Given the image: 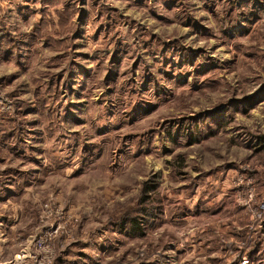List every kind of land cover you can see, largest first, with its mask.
Here are the masks:
<instances>
[{"label": "rangeland", "instance_id": "1", "mask_svg": "<svg viewBox=\"0 0 264 264\" xmlns=\"http://www.w3.org/2000/svg\"><path fill=\"white\" fill-rule=\"evenodd\" d=\"M263 197L264 0H0L4 258L256 264Z\"/></svg>", "mask_w": 264, "mask_h": 264}, {"label": "built area", "instance_id": "2", "mask_svg": "<svg viewBox=\"0 0 264 264\" xmlns=\"http://www.w3.org/2000/svg\"><path fill=\"white\" fill-rule=\"evenodd\" d=\"M258 212V219L260 220L261 214L264 213V197L259 203ZM44 214V219L50 220V222L47 223L48 225L34 239L32 244L34 253L29 256L25 264H59L55 257L54 239L68 234L73 228L72 226L78 223V219L72 217L60 207H46ZM263 226L264 219L258 223V228H262ZM253 242L252 236L249 238V241L240 244L238 248L243 251V253L240 252L235 255L233 264H250L248 251H250L251 246H253V244L251 245ZM248 247L249 249L246 251Z\"/></svg>", "mask_w": 264, "mask_h": 264}, {"label": "crops", "instance_id": "3", "mask_svg": "<svg viewBox=\"0 0 264 264\" xmlns=\"http://www.w3.org/2000/svg\"><path fill=\"white\" fill-rule=\"evenodd\" d=\"M261 245H264V239L259 240ZM33 244V242H32ZM33 245L30 246V248L28 247L27 249L21 250L22 256H17L13 259L14 257V253L11 257H6L4 258V253L7 251L8 252V247L4 246L3 244H0V264H23V260L24 258H26L29 255V252L31 251ZM24 253V254H23ZM87 260V259H86ZM83 258H77L76 262L74 264H83V262L86 261ZM88 264V263H86ZM256 264H264V253L262 255V260L261 261H257Z\"/></svg>", "mask_w": 264, "mask_h": 264}, {"label": "trees", "instance_id": "4", "mask_svg": "<svg viewBox=\"0 0 264 264\" xmlns=\"http://www.w3.org/2000/svg\"><path fill=\"white\" fill-rule=\"evenodd\" d=\"M188 139V141L190 142H193V141H197L199 140L198 137H193L192 135H190L189 137H186ZM150 192V188L147 189V188H144L143 189V197L141 198L140 202L141 204H143L145 201H146V198L145 196H147V193ZM149 212V209L148 208H142V209H139L137 214L134 215L133 217L131 218H128V219H122V221H120L119 223H117L118 225V228L121 230L125 227L126 224H130V228H134L136 229V226H138V223H137V220L140 218V215L142 214H146ZM133 229V230H134Z\"/></svg>", "mask_w": 264, "mask_h": 264}]
</instances>
